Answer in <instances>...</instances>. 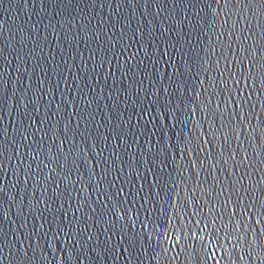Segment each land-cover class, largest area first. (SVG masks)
<instances>
[{"label":"water","instance_id":"obj_1","mask_svg":"<svg viewBox=\"0 0 264 264\" xmlns=\"http://www.w3.org/2000/svg\"><path fill=\"white\" fill-rule=\"evenodd\" d=\"M0 264H264V0H0Z\"/></svg>","mask_w":264,"mask_h":264},{"label":"snow or ice","instance_id":"obj_2","mask_svg":"<svg viewBox=\"0 0 264 264\" xmlns=\"http://www.w3.org/2000/svg\"><path fill=\"white\" fill-rule=\"evenodd\" d=\"M250 2H251V0H250Z\"/></svg>","mask_w":264,"mask_h":264}]
</instances>
